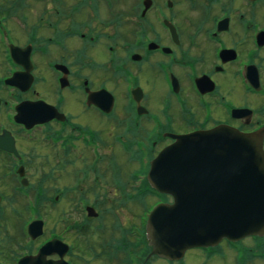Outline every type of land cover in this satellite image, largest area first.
Wrapping results in <instances>:
<instances>
[{"label": "flooded vegetation", "instance_id": "flooded-vegetation-1", "mask_svg": "<svg viewBox=\"0 0 264 264\" xmlns=\"http://www.w3.org/2000/svg\"><path fill=\"white\" fill-rule=\"evenodd\" d=\"M219 125L264 130V0H0V264H264V235L150 256L153 204L118 227Z\"/></svg>", "mask_w": 264, "mask_h": 264}, {"label": "water", "instance_id": "water-1", "mask_svg": "<svg viewBox=\"0 0 264 264\" xmlns=\"http://www.w3.org/2000/svg\"><path fill=\"white\" fill-rule=\"evenodd\" d=\"M263 134L222 125L178 137L156 157L149 182L173 202L159 204L149 218L150 256L180 259L192 248L264 235Z\"/></svg>", "mask_w": 264, "mask_h": 264}, {"label": "rangeland", "instance_id": "rangeland-1", "mask_svg": "<svg viewBox=\"0 0 264 264\" xmlns=\"http://www.w3.org/2000/svg\"><path fill=\"white\" fill-rule=\"evenodd\" d=\"M45 150H46V148H43V152ZM164 200H166L164 197L152 196V197H148L147 201H145V202H141L140 204L136 203V204H139V206H129V209H124V210H118L119 209L118 208L117 209L118 211L116 212L117 213V218H120L118 227L123 228V229L124 228H131V227L137 228L139 226V223H141L144 211L145 210H149L152 207V204L154 206L156 204V202H159V201L164 202ZM128 203H132V202H125L124 204H128ZM147 203H148V206H147ZM17 206L22 208L23 212H25V219H28V217H30L32 215V212H31L30 209L33 207V204H29L28 205V206H30V208L22 207L20 205H17ZM67 214H69V212H67ZM105 215H107V214H105ZM109 219L110 218L106 217V218L103 219V221L106 222ZM112 225H113V222L104 224L105 233L107 231H111ZM92 235H94V234H92ZM110 236H111V234H109V235L104 234L102 239H107V240H104V241L107 242V241H109L108 238H110ZM91 237L93 238V236H91ZM98 237H99L98 235H94V238H96L95 240H97ZM109 248L114 253L113 245H111ZM19 250L20 249L18 248V245H17V242H16L15 247L13 248L12 251H19ZM111 257H113V256H111ZM111 257H109V258H111ZM200 257H202V255H200ZM94 260H96V259H94ZM95 264H97V263H95Z\"/></svg>", "mask_w": 264, "mask_h": 264}]
</instances>
